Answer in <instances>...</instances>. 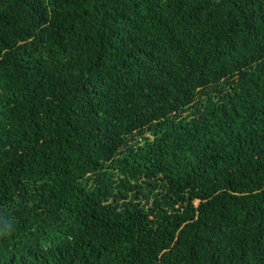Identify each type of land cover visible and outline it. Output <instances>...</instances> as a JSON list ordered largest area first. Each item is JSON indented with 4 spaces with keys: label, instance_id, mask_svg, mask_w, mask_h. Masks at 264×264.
<instances>
[{
    "label": "trees",
    "instance_id": "obj_1",
    "mask_svg": "<svg viewBox=\"0 0 264 264\" xmlns=\"http://www.w3.org/2000/svg\"><path fill=\"white\" fill-rule=\"evenodd\" d=\"M0 264H264V0H0Z\"/></svg>",
    "mask_w": 264,
    "mask_h": 264
},
{
    "label": "rangeland",
    "instance_id": "obj_2",
    "mask_svg": "<svg viewBox=\"0 0 264 264\" xmlns=\"http://www.w3.org/2000/svg\"><path fill=\"white\" fill-rule=\"evenodd\" d=\"M144 136L148 137V134H147V135H144ZM137 140L142 141V140H140V138H137ZM132 143L135 144V140H134V142H132Z\"/></svg>",
    "mask_w": 264,
    "mask_h": 264
}]
</instances>
